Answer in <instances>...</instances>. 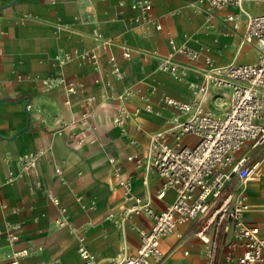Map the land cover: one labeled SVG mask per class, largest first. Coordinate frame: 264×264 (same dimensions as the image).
<instances>
[{"label": "crops", "instance_id": "obj_1", "mask_svg": "<svg viewBox=\"0 0 264 264\" xmlns=\"http://www.w3.org/2000/svg\"><path fill=\"white\" fill-rule=\"evenodd\" d=\"M136 1L0 0V264L10 249L27 251L21 264H82L79 234L99 262L135 254L137 230L150 228L152 221L138 214L117 225L115 220L132 201L125 199L113 169H119V178H129L131 193L143 203L157 212L165 209L175 194L169 190L162 199L156 197L161 179L145 168L148 148L157 134L177 146L173 133L188 116L166 100L193 105L197 97L191 84L203 82L207 56L217 66L258 59V47L241 39L246 17L240 15L234 31L225 20L236 8L215 11L208 20L199 0H149L151 10L144 16L131 7ZM261 3L243 0V7L257 15L264 11ZM102 40L111 43L104 46ZM121 44L133 49L130 58L123 57ZM172 45L200 52L195 61L174 56L181 66L180 79L157 69ZM91 50L97 55L95 63L75 57L77 51ZM63 53L72 58L59 64ZM110 57L120 76L113 73ZM70 85L73 92L67 91ZM126 92L130 95L124 100L117 98ZM121 106L130 117L120 127L112 119ZM229 106L227 88L211 87L202 100L203 109L215 115H223ZM197 141L186 134L179 145L194 146ZM37 149L43 154L35 169L21 171L18 158ZM129 156L142 160L143 166L136 168ZM239 156L260 167L258 180L242 185L241 191L249 206L244 220L264 237V146H247ZM9 176L13 181L7 183ZM233 184L239 185L236 180ZM48 191L65 208L63 215ZM61 217L75 231L58 226ZM8 226L18 235L11 246L5 236ZM215 228L208 215L178 225L161 240L162 264H236L226 258L234 241L231 234ZM201 237L216 241L213 258H208ZM240 252L231 250L234 258Z\"/></svg>", "mask_w": 264, "mask_h": 264}, {"label": "built area", "instance_id": "obj_2", "mask_svg": "<svg viewBox=\"0 0 264 264\" xmlns=\"http://www.w3.org/2000/svg\"><path fill=\"white\" fill-rule=\"evenodd\" d=\"M262 2L264 0H254ZM204 4V11L208 20L213 18L215 11L232 7L238 12L227 14L225 20L231 23L232 30L239 28V18L246 17L242 42L255 44L259 49V56L254 63H232L226 66H217L209 57H205L203 82L199 85L191 84L193 94L197 100L192 104L179 103L167 99L166 103L174 105L180 112L187 114V119L178 123V129L173 133L177 146L165 142L160 134L151 137L148 148V157L145 162L146 170H152L161 179V186L156 197L162 199L166 192L172 190L174 200L157 212L147 203L131 193L129 178H119L120 171L117 167L113 174L118 178L119 185L125 190L124 197L131 200L132 204L124 208L118 220V226L131 215L145 214L152 224L150 228H139V246L135 254H124L119 260L108 263L99 262L96 257L85 247V237L78 235L77 251L82 264H162L165 254L161 249V240L173 234L180 224L191 222L200 216H209L215 223V231L221 230L230 233L234 240L228 245L230 250L227 259H234L236 264H264V237L260 235L259 228L245 222L244 215L248 211V202L241 186L254 182L260 177L258 162L249 163L247 156L236 157L245 147L251 149L264 146V11L252 15L243 7V0H199ZM131 7L139 9L145 16L151 10L149 0H138ZM135 18L134 21H138ZM160 29V26H156ZM94 36L99 39V32L94 30ZM110 40H102L106 46ZM172 43V42H170ZM122 55L130 58L133 49L121 44ZM75 57L95 63L97 55L94 51H77ZM175 55H181L189 61L198 60L200 52L185 45L175 47L166 56L160 57L157 69L169 72L180 79V65L174 61ZM72 58L69 53L59 55V64H64ZM112 71L120 76L119 68L114 64L115 58L110 57ZM227 88L230 90V106L223 115H215L205 111L202 100L209 88ZM68 92H73L72 85ZM130 92L117 96L124 100ZM89 98L88 100H92ZM151 111L150 106L145 107ZM130 117L128 111L119 107L112 119L115 126H122ZM194 135L198 141L194 146H180L179 140L183 135ZM43 154L42 149L25 153L18 158L21 171L35 169L38 160ZM129 161H134L136 168L143 166V161L136 156H129ZM114 162V159H110ZM59 173V169H56ZM236 180L239 185L233 184ZM9 176L5 182H12ZM2 182H0L1 184ZM143 184H147L146 178ZM50 202L59 207L60 213H65V208L59 204L58 197L52 192H47ZM5 208V205H2ZM108 218L114 219V214ZM57 225L75 231L67 218L61 217ZM9 245L18 240V235L8 226L5 231ZM208 245L206 254L213 258L216 254L217 243L209 238L204 239ZM240 248L241 252L235 258L231 250ZM27 254L26 250H13L6 254L4 264H21V259ZM49 264V263H47Z\"/></svg>", "mask_w": 264, "mask_h": 264}, {"label": "rangeland", "instance_id": "obj_3", "mask_svg": "<svg viewBox=\"0 0 264 264\" xmlns=\"http://www.w3.org/2000/svg\"><path fill=\"white\" fill-rule=\"evenodd\" d=\"M261 4H263V3H261Z\"/></svg>", "mask_w": 264, "mask_h": 264}]
</instances>
